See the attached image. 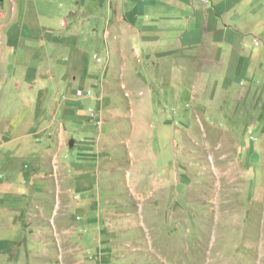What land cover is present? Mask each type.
Listing matches in <instances>:
<instances>
[{
    "label": "rangeland",
    "instance_id": "1",
    "mask_svg": "<svg viewBox=\"0 0 264 264\" xmlns=\"http://www.w3.org/2000/svg\"><path fill=\"white\" fill-rule=\"evenodd\" d=\"M195 67L189 87L182 70L112 71L117 101L49 121L31 161L0 163V264H264V94Z\"/></svg>",
    "mask_w": 264,
    "mask_h": 264
},
{
    "label": "crops",
    "instance_id": "2",
    "mask_svg": "<svg viewBox=\"0 0 264 264\" xmlns=\"http://www.w3.org/2000/svg\"><path fill=\"white\" fill-rule=\"evenodd\" d=\"M197 62L216 86L264 94V0H0V163L31 161L49 121L117 101L105 89L112 71L151 69L174 84L182 70L189 87ZM252 150L264 176V130Z\"/></svg>",
    "mask_w": 264,
    "mask_h": 264
},
{
    "label": "built area",
    "instance_id": "3",
    "mask_svg": "<svg viewBox=\"0 0 264 264\" xmlns=\"http://www.w3.org/2000/svg\"><path fill=\"white\" fill-rule=\"evenodd\" d=\"M78 94H79V95H82V92L80 91V92H78Z\"/></svg>",
    "mask_w": 264,
    "mask_h": 264
}]
</instances>
